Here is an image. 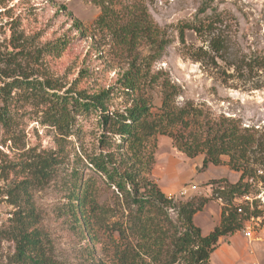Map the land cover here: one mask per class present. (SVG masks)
Segmentation results:
<instances>
[{
	"label": "rangeland",
	"instance_id": "374dc122",
	"mask_svg": "<svg viewBox=\"0 0 264 264\" xmlns=\"http://www.w3.org/2000/svg\"><path fill=\"white\" fill-rule=\"evenodd\" d=\"M133 23H141L150 33L157 26L170 39L162 57L149 62V67L153 72L167 71L183 88L177 98L180 105L193 102L214 119L230 117L264 135V0H0V55L24 48L27 57L19 58L32 74L30 79L49 80L60 87L54 90L59 94L71 88L95 91L113 84L128 69L132 57L139 55L142 60L151 53L144 38L131 48L123 42L126 36L121 30ZM216 43L221 46L218 50ZM55 45L61 48L52 49ZM199 47L209 53L200 61L189 54V49ZM5 59L0 58V87L12 80L4 76L5 71L18 70ZM144 92L158 108L160 87H146ZM28 93L26 88L13 90L10 125L0 126V264H23L15 255L14 218L19 205L24 204L20 194L10 191L23 180L33 181L37 159L51 155L58 160L50 176L34 181L30 192L55 263L114 264L118 233L113 224L126 221L129 209L118 189L87 165L86 153L97 146L95 118L84 117L80 131L63 134L45 122L49 104L28 98ZM125 102V98L116 97L112 105L119 107ZM150 149L156 163L165 164L167 157L172 158L174 176L188 177L185 169L191 160L173 146L171 137L155 136ZM74 168L97 189L103 205L102 223L95 225L91 235L80 230L67 209ZM163 176V184L171 181L167 173ZM205 185L189 182L167 195L177 201L190 200L206 195ZM185 186H190L189 191L182 194ZM216 186L210 185L211 194ZM249 190L260 192L257 187ZM262 199L264 192L259 201ZM214 200L223 206L222 199ZM246 208L261 220L245 222L243 229L250 225L253 235L259 236L264 232V205ZM169 213L177 219L175 211ZM207 213L199 217L205 232L211 227L205 219ZM243 229L236 232L244 236Z\"/></svg>",
	"mask_w": 264,
	"mask_h": 264
},
{
	"label": "trees",
	"instance_id": "16d2710c",
	"mask_svg": "<svg viewBox=\"0 0 264 264\" xmlns=\"http://www.w3.org/2000/svg\"><path fill=\"white\" fill-rule=\"evenodd\" d=\"M213 1L206 0L207 3ZM142 26L133 23L124 27L121 30L126 36L123 42L131 48L144 38L151 46V53L142 60L139 55L132 57L128 69L113 84L95 91L71 88L59 94L54 90L60 87L49 80L30 79L32 74L20 63L22 57H27L24 48L15 54L0 55L18 69L4 72V76L12 80L0 87V126L10 125L9 106L15 88H26L28 98L49 104L45 122L63 134L80 131L84 117L95 118L97 146L86 153L87 165L108 185L118 189L129 209L126 221L113 224L118 233L114 264H212L211 255L218 248L220 238L242 229L250 215L246 207L247 214L239 213L233 200L249 192L247 178L257 175L264 167V135L230 117L214 119L193 102L180 105L177 98L183 88L167 71L153 72L149 67V62L162 57L170 39L157 26L152 33L149 29L144 31ZM181 38L184 42L183 33ZM215 45L217 50L221 47L219 43ZM59 48L61 45L52 47ZM189 52L199 61L209 56L202 47L189 49ZM152 86H159L161 90V104L156 109L152 96L144 92L146 87ZM116 97H123L126 102L114 107L112 102ZM157 135L171 137L173 146L188 158L202 154L204 169L209 164H228L241 172L239 180L210 179L207 185L217 184L211 195L177 201L152 177L156 158L150 143ZM223 156H228V160ZM57 160L54 155L37 159L33 181L23 180L10 191L13 195L20 194L24 204L19 205L14 218L15 255L23 264H56L48 239L39 227L30 187L36 180L47 179ZM72 173L67 209L80 230L91 235L95 225L102 223L103 205L89 179H84L77 168ZM260 178L264 181V175ZM215 198L224 201L221 221L205 234L194 222V215ZM171 209L177 213L176 220L169 213Z\"/></svg>",
	"mask_w": 264,
	"mask_h": 264
},
{
	"label": "crops",
	"instance_id": "0c3cea01",
	"mask_svg": "<svg viewBox=\"0 0 264 264\" xmlns=\"http://www.w3.org/2000/svg\"><path fill=\"white\" fill-rule=\"evenodd\" d=\"M166 159L168 162L165 164L160 163V161L155 163L153 167V177L169 195L176 192L180 186L189 182L196 184V186L207 183L210 179L220 178L228 179L231 182H237L241 176V172L232 169L228 164H209L205 170L200 171L204 156L199 155L194 158H189L191 160L190 166L185 169L187 172L185 173L188 177H186V179L178 178V176H174L177 173L176 165L174 166V162L171 161L172 158L167 157ZM210 170L213 171L212 175L207 174ZM165 173L171 177V181L163 184V175H165ZM203 188L206 190V195H211L210 185H205ZM212 203L217 204V206L213 208L211 206ZM204 212H208L205 219L211 222V227L207 229L206 232L203 230V220H199V217L202 216ZM221 216L222 202L219 203L216 200H212L205 205L203 210L194 215V222L202 228L205 234H207L220 223ZM243 232H245L244 229ZM259 234V236H255L254 234L253 237H247L244 233V237L243 235H239L238 232H235L231 235L222 236L218 248L211 255L212 264H255L260 263L258 261L259 259L264 262V232Z\"/></svg>",
	"mask_w": 264,
	"mask_h": 264
},
{
	"label": "built area",
	"instance_id": "2783aa9c",
	"mask_svg": "<svg viewBox=\"0 0 264 264\" xmlns=\"http://www.w3.org/2000/svg\"><path fill=\"white\" fill-rule=\"evenodd\" d=\"M261 175H264V170L260 169L255 176H250L247 178L248 183L250 184V187H257V189H260V192L258 193H253L251 190L249 192L243 193L239 196H236L233 200V203L237 207V210L241 214H247L246 212V206H250L254 208L255 205L258 207H262L264 205V199H262V202L259 201V199L262 198V193L264 192V181L260 178ZM190 186H185L183 190H181L182 194H187L189 191ZM254 213L250 212V217L245 221L248 224L250 223L251 220L257 219L258 221L261 220L260 215H253ZM245 234L247 237H253V230L251 229V226H245ZM243 229V228H242ZM255 264H260V263H255Z\"/></svg>",
	"mask_w": 264,
	"mask_h": 264
}]
</instances>
